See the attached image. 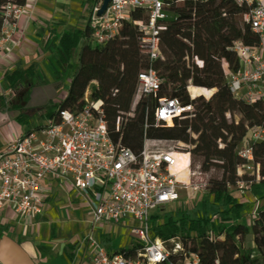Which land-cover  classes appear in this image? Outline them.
I'll return each instance as SVG.
<instances>
[{"label":"trees","instance_id":"obj_1","mask_svg":"<svg viewBox=\"0 0 264 264\" xmlns=\"http://www.w3.org/2000/svg\"><path fill=\"white\" fill-rule=\"evenodd\" d=\"M26 3L0 0V11L8 4L25 7ZM176 9L178 18L166 23L160 33L157 61L150 62L140 53L138 30L129 24L104 47H81L80 33H65L57 50L58 59L50 66L57 92L70 75L65 99L37 113L27 110L31 91L39 82L37 68L32 65L5 74L8 96L0 95V111L14 113L15 124L28 136L47 121H57L60 111H81L88 96L90 103L102 104L111 141L137 157L144 144L150 153H174L180 145L191 146L190 170L209 177L204 204L216 207L219 218L216 223L193 221L186 212L177 221L172 216L153 217L151 229L169 252V264H184L188 254L196 255L201 264H264V138L251 144L254 168H258L255 178L238 175L246 164L235 153L249 134L264 132V102L248 105L235 99L222 68L225 62L230 72L239 71L238 57L228 52L226 45L241 42L252 47L258 39L243 21L245 10L231 0L200 4L183 0ZM133 18L147 22L140 12H135ZM83 35L87 37L88 30ZM196 61L202 68L196 66ZM149 70L162 75L163 96L193 106L195 117L191 121L173 129H145L149 104L140 100L133 111L132 93L137 76ZM191 88L213 94L209 99L191 100ZM239 185L246 187L258 205L251 227L245 224L244 210L230 190ZM177 238L183 252L174 253L170 242ZM68 250L73 251L74 246Z\"/></svg>","mask_w":264,"mask_h":264},{"label":"built area","instance_id":"obj_2","mask_svg":"<svg viewBox=\"0 0 264 264\" xmlns=\"http://www.w3.org/2000/svg\"><path fill=\"white\" fill-rule=\"evenodd\" d=\"M190 1L200 4L207 0ZM182 2L111 0L106 12L99 16L103 0H98L89 14L85 29L89 35L84 37V45L104 47L129 24L138 30L140 53L155 62L160 57V33L166 23L178 18L176 7ZM231 2L245 10L243 21L257 37L258 44L226 45V50L238 57L239 71L230 72L225 62L222 68L231 95L254 105L264 102V0ZM135 12L146 16L147 22L135 21ZM27 15L26 6L8 4L0 11V68L22 43L25 33L20 22ZM195 64L202 68L200 62ZM4 76L0 75V95L7 96ZM162 84V75L153 70L137 76L132 110L140 100L149 104L145 129L178 128L195 117L192 105L163 96ZM189 93L191 100L211 97L197 94L192 88ZM56 119L47 121L28 136L21 130L0 153V217L9 216L7 224L11 227L21 226L23 222L38 223L46 215L48 196L58 188L67 189L85 206L90 224V232L81 241V255L71 264H169V252L154 236L151 222L153 217L161 216L155 213L179 203L180 190L190 185V162L184 163L175 152L150 153L146 144L138 157L114 144L102 104L90 103L88 96L81 111H60ZM252 134L253 143L263 140L264 132ZM235 153L245 162L243 169L254 168L251 145L242 144ZM126 231L131 232L130 245L123 253L107 251L97 239L99 234L117 235ZM210 237L213 239V234ZM180 241L177 238L170 242L174 253L183 252ZM83 247H87V255L82 252ZM184 264H201V261L196 255L188 254L184 256Z\"/></svg>","mask_w":264,"mask_h":264},{"label":"crops","instance_id":"obj_3","mask_svg":"<svg viewBox=\"0 0 264 264\" xmlns=\"http://www.w3.org/2000/svg\"><path fill=\"white\" fill-rule=\"evenodd\" d=\"M95 3L94 0H27L29 15L20 22L24 39L0 68V75L32 65L37 68L39 82L31 91L27 106L31 113L61 102L57 96L70 81L65 79L63 88L57 92L50 66L58 59L57 50L65 33H80V46L84 45L83 34ZM66 94L67 91L64 97ZM14 118V113L0 111V153L21 131ZM9 218L0 217V264H71L81 255V241L90 232L85 206L67 189L58 188L48 196L46 215L38 223L23 222L21 226L11 227L7 224ZM123 235L104 233L97 235V239L107 251L118 252L130 245L129 238ZM69 246H74V250L69 251ZM83 248L87 255V247Z\"/></svg>","mask_w":264,"mask_h":264},{"label":"rangeland","instance_id":"obj_4","mask_svg":"<svg viewBox=\"0 0 264 264\" xmlns=\"http://www.w3.org/2000/svg\"><path fill=\"white\" fill-rule=\"evenodd\" d=\"M70 75L67 76L66 80L68 81ZM69 86L66 85L64 90L59 93L57 99L63 101L65 99V93L68 91ZM193 91V90H191ZM204 94L206 97L212 96V92L201 91L198 94ZM135 90L132 93V102L135 103ZM11 101V100H9ZM40 110V109H39ZM32 115V114H31ZM35 120V118L33 117ZM264 138V134L263 137ZM253 143V134H249L246 140L243 142V146L249 147ZM191 146L180 145L176 147L174 152L179 155L184 163L191 160ZM179 158V159H180ZM258 168L252 169H240L238 172L239 176L247 175L250 178H255L257 176ZM191 179L190 185L185 190H180V201L172 207L165 208L155 215L161 216H172L173 221L180 220L182 212H186L193 221L197 220H216L219 218V211L216 207L210 204H204V200L209 192L208 179L209 177L204 176L198 172V170H191ZM234 197L239 201L240 206L244 210V222L247 226L251 227L256 219V209L257 203L252 198H250L246 187L239 185L235 188H230ZM71 216L74 217L72 211L70 212ZM77 218V217H76ZM129 231L124 232L123 237L130 239ZM122 234V233H121ZM111 235V234H109ZM120 237V236H119ZM251 241V239H249Z\"/></svg>","mask_w":264,"mask_h":264},{"label":"water","instance_id":"obj_5","mask_svg":"<svg viewBox=\"0 0 264 264\" xmlns=\"http://www.w3.org/2000/svg\"><path fill=\"white\" fill-rule=\"evenodd\" d=\"M110 2H111V0H103V6L101 8V11L99 13V16H102L106 12V10L108 9V6H109Z\"/></svg>","mask_w":264,"mask_h":264}]
</instances>
